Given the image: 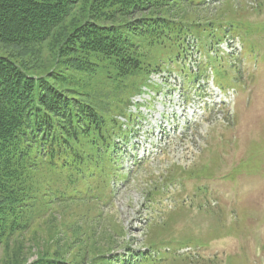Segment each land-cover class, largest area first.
<instances>
[{
  "label": "trees",
  "instance_id": "1",
  "mask_svg": "<svg viewBox=\"0 0 264 264\" xmlns=\"http://www.w3.org/2000/svg\"><path fill=\"white\" fill-rule=\"evenodd\" d=\"M206 10L205 0H0V264L162 261L149 243L118 253L84 245L69 259L53 234L85 222L75 238H89L103 217L89 212L125 177L115 158L120 121L96 87L141 70L146 47L183 48L188 34L200 40L207 29L235 24ZM58 215L45 246L38 236L23 241Z\"/></svg>",
  "mask_w": 264,
  "mask_h": 264
},
{
  "label": "rangeland",
  "instance_id": "2",
  "mask_svg": "<svg viewBox=\"0 0 264 264\" xmlns=\"http://www.w3.org/2000/svg\"><path fill=\"white\" fill-rule=\"evenodd\" d=\"M234 2L223 0L204 14L209 19L223 15L235 22L229 32L237 33L243 45L237 65L232 63L237 56L210 57L207 52L210 43L223 38L225 25L207 29L200 38L215 84L237 92L233 122L217 121L214 115L184 129L191 105L202 102L178 108L177 95L171 94L164 100L169 114L163 126L155 128L154 123L142 121L139 133L128 140L136 114L130 115L127 105L131 94L147 84L143 66L149 70L169 67L188 81L193 79L180 62L183 48L168 42L145 48L141 70L115 77L94 90L108 98L113 115L128 120V130L120 122L115 128L122 138L115 158L126 178L114 179L110 197L89 212L95 216L103 212L101 224L93 221L89 238L84 234L86 238H75L78 227L87 231L85 222L76 224V230L71 222L64 232L53 234L61 250H66L65 257L80 254L84 245L90 253L103 247L118 253L125 247L144 249L149 243L162 259L159 264H264V0L249 1V7H236ZM151 87L159 90V86ZM178 129H183L180 134ZM69 213L64 208V221ZM60 219L58 215L49 222L40 220L45 221L42 228L29 229L23 241L32 245L33 236H38L45 246L42 238ZM185 246L194 252L181 248Z\"/></svg>",
  "mask_w": 264,
  "mask_h": 264
}]
</instances>
